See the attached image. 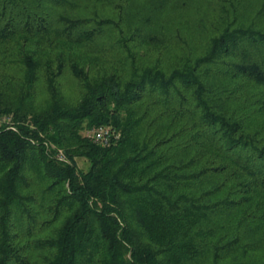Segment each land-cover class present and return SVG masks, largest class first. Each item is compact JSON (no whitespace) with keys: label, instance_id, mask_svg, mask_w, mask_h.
I'll use <instances>...</instances> for the list:
<instances>
[{"label":"trees","instance_id":"1","mask_svg":"<svg viewBox=\"0 0 264 264\" xmlns=\"http://www.w3.org/2000/svg\"><path fill=\"white\" fill-rule=\"evenodd\" d=\"M0 5V44L17 41L30 96L40 62L26 43L29 36L52 30L51 14L40 10L39 0H0ZM61 17L65 24L56 33L72 43L92 42L113 28L122 31L112 18L89 26L91 19L83 16ZM64 68L62 61L56 67L47 64L53 92ZM70 69L87 89L76 107L55 101L38 112L0 104V117L12 115L0 123V264H197L207 253L218 261L242 233L264 239V124L253 126L233 109L234 102L252 96L231 85L244 78L264 90V26L233 19L192 63L172 70L149 67L126 83L119 71L93 83L76 60ZM156 93L163 105H170L173 93L179 96L178 108L166 109L175 118L198 115L197 123H184L180 130L194 132L182 142L179 132L155 142L149 133L144 143L135 140L125 152L140 130V119L129 109L145 94ZM258 102L264 105V96ZM99 125L116 127L121 138L103 146L80 133ZM197 142L201 155L210 153L199 168L197 157L187 158ZM59 149L65 159L57 157ZM77 156L89 159L88 171L78 170ZM32 171L38 187L27 178ZM41 213L43 223H61L32 241ZM225 227L235 234L225 242L215 239V230ZM23 237L30 241L23 243ZM38 250L45 254L36 258Z\"/></svg>","mask_w":264,"mask_h":264},{"label":"rangeland","instance_id":"2","mask_svg":"<svg viewBox=\"0 0 264 264\" xmlns=\"http://www.w3.org/2000/svg\"><path fill=\"white\" fill-rule=\"evenodd\" d=\"M39 1L40 10L50 12L51 18H48L53 28L47 34L29 36L30 39L26 43L27 48L34 52V56L40 62L39 79L35 89L31 91L32 95L28 96L25 64L17 49V41L10 40L0 44L2 50H0V104H20L26 108H34L38 112H46L55 101L73 108L84 98L87 89L70 69L73 60L86 67L93 83L118 71L125 74L123 83H126L137 80L149 67L160 66L161 69L172 70L183 68L190 61L192 63L197 57L208 52L212 39L233 19L238 18L247 24L264 26V0H69L62 6L51 0ZM119 5H122V9ZM63 15L91 19L89 26H92L96 19L112 18L120 22L122 31L113 28L92 42L72 43L56 33L65 24L61 17ZM14 17L17 20L21 19L20 14H14ZM146 18H149L147 22ZM3 24L4 20L0 17V26ZM125 36L129 37L127 43L128 48H131V56L122 42L126 39ZM60 61L65 64V68L56 77V91L53 92L48 84L46 68L48 62L56 67ZM231 85H238L241 92L252 96L248 102H234L233 109L248 118L251 125H263L264 105L258 102V99H263L264 90L244 78L234 79ZM160 98L162 99L161 95L157 93L145 94L142 102L129 109L134 118L140 119V130L125 152H128L135 140H139L140 144L144 143L149 133L154 135L155 142L158 138L164 137V134L179 132L181 134L178 138L182 142L194 132L192 129L185 132L180 130L184 123L190 125L197 123L198 115L175 118L173 112L166 109L170 110L173 106L178 108L179 96L173 93L170 105L157 103ZM11 118L12 115L0 117L1 121H10ZM89 130L83 129L80 133L86 135ZM200 149L201 146L197 142L187 151V158L197 157L195 163L197 168L204 164L210 154L205 152L201 155ZM75 160L79 171L89 170L91 163L88 158L77 156ZM30 173L31 176L28 175L27 178L33 180L34 187H38L37 183L40 182L36 180L38 176L34 171ZM218 178L221 180L224 177ZM224 193L223 190L221 194ZM127 207L130 208V205ZM223 217L226 218L225 215ZM43 219L45 214L41 213L38 223L32 229V241L52 234L61 223L57 221L54 224H46L42 222ZM127 222L130 223L129 220ZM132 228L137 235L142 236V231L136 223L133 222ZM215 231L214 238L223 239L224 242L235 234L231 227ZM242 236L238 244L227 246L218 261L212 254L207 253L197 264H248L252 259L264 261V239L261 240L260 234L249 236L242 233ZM23 238V243L30 241L28 237ZM40 252L41 250H38L35 253L36 258ZM95 264H100V261Z\"/></svg>","mask_w":264,"mask_h":264},{"label":"built area","instance_id":"3","mask_svg":"<svg viewBox=\"0 0 264 264\" xmlns=\"http://www.w3.org/2000/svg\"><path fill=\"white\" fill-rule=\"evenodd\" d=\"M1 123V119H0ZM87 135L96 143L103 146H111L118 142L121 138V132L112 125H99L90 129ZM57 157L65 159V154L62 149L58 150Z\"/></svg>","mask_w":264,"mask_h":264}]
</instances>
